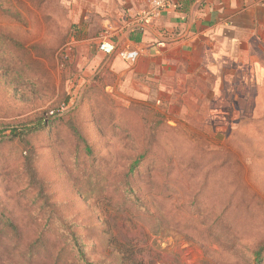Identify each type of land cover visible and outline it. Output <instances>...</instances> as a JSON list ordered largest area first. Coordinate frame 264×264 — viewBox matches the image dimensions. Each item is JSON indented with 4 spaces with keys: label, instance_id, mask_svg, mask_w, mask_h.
Returning a JSON list of instances; mask_svg holds the SVG:
<instances>
[{
    "label": "rangeland",
    "instance_id": "rangeland-1",
    "mask_svg": "<svg viewBox=\"0 0 264 264\" xmlns=\"http://www.w3.org/2000/svg\"><path fill=\"white\" fill-rule=\"evenodd\" d=\"M48 1L41 14L34 0H0V212L25 228L24 244L32 242L29 219L36 216L42 227L54 210L86 238L87 251L99 229L96 252L124 264H201L199 247L182 236L155 238L138 218L96 205L87 182L122 173L152 129L154 147L191 152L229 147L226 137L234 131L252 137L259 126L240 121L264 120V42L236 61L222 55L202 65L182 53L166 69L113 78L103 66L85 70L82 60L70 61L74 53L65 55L70 38L89 39L75 16L89 14L91 0ZM104 28L93 32L95 45ZM24 128L31 131L10 138ZM252 180L264 186V163L254 165ZM87 193L93 198L85 200ZM3 252L0 242V264H13Z\"/></svg>",
    "mask_w": 264,
    "mask_h": 264
},
{
    "label": "trees",
    "instance_id": "trees-1",
    "mask_svg": "<svg viewBox=\"0 0 264 264\" xmlns=\"http://www.w3.org/2000/svg\"><path fill=\"white\" fill-rule=\"evenodd\" d=\"M34 2L41 14L51 6L48 0ZM240 122L259 127L252 137L231 132L225 141L229 147L209 151L154 147L151 141L157 132L152 129L146 135L144 151L130 154L122 164V173L104 182H87L89 192L96 191V205L138 218L155 238L179 235L197 245L204 257L201 264H264V202L252 180L254 165L264 163V120ZM38 126L44 123L38 122ZM30 131H11L10 138ZM86 152L92 153L90 148ZM147 159L151 164L145 166ZM257 189L264 194L262 182ZM83 198L93 197L87 193ZM12 216L0 212L1 256L7 254L4 260L13 259L9 260L13 264H124L103 250L96 252L103 233L99 229L92 231L89 240L93 243L87 251L86 238L76 226L50 210L42 227L36 216L29 219L32 242L24 244L25 228Z\"/></svg>",
    "mask_w": 264,
    "mask_h": 264
},
{
    "label": "crops",
    "instance_id": "crops-1",
    "mask_svg": "<svg viewBox=\"0 0 264 264\" xmlns=\"http://www.w3.org/2000/svg\"><path fill=\"white\" fill-rule=\"evenodd\" d=\"M146 3L147 0H91L89 14L81 11L75 16L80 22L79 29H84L89 39L70 38L65 55L74 53L70 61L82 60L80 64L85 70L103 66L113 78H122L144 76L151 66L166 69L178 64L182 53L188 58L195 55L199 64L204 65L210 57L218 62L222 61V55H228L231 61H236L239 55L255 54L258 47H263L259 41L264 42V0H173L159 20L126 34L140 51L134 64H126L114 56L109 59L98 51L92 40L93 32L118 26L143 10ZM86 21L88 24H84Z\"/></svg>",
    "mask_w": 264,
    "mask_h": 264
},
{
    "label": "built area",
    "instance_id": "built-area-1",
    "mask_svg": "<svg viewBox=\"0 0 264 264\" xmlns=\"http://www.w3.org/2000/svg\"><path fill=\"white\" fill-rule=\"evenodd\" d=\"M173 0H147L146 6L133 16L127 17L118 26H107L96 38V46L98 51L104 55L117 57L122 62L132 65L139 56V48L136 47L127 35H131L146 25L159 20L161 16L170 8ZM126 36V38H125ZM61 106L56 112L63 110ZM50 115H54L51 111Z\"/></svg>",
    "mask_w": 264,
    "mask_h": 264
}]
</instances>
